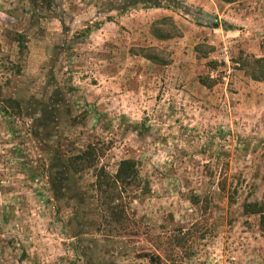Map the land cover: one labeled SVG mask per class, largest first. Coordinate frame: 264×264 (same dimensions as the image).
Here are the masks:
<instances>
[{
    "label": "rangeland",
    "instance_id": "374dc122",
    "mask_svg": "<svg viewBox=\"0 0 264 264\" xmlns=\"http://www.w3.org/2000/svg\"><path fill=\"white\" fill-rule=\"evenodd\" d=\"M179 1L188 13L0 0V264H264V232L242 211L264 204V81L252 79L264 0ZM163 17L172 35L157 40ZM79 155L90 165H70ZM125 159L136 180L94 186ZM117 192L122 225L104 204Z\"/></svg>",
    "mask_w": 264,
    "mask_h": 264
},
{
    "label": "trees",
    "instance_id": "16d2710c",
    "mask_svg": "<svg viewBox=\"0 0 264 264\" xmlns=\"http://www.w3.org/2000/svg\"><path fill=\"white\" fill-rule=\"evenodd\" d=\"M126 0H123V2ZM224 3H233L236 0H220ZM138 6L145 7V8H164V9H169L173 11H179V12H184L188 13V9L183 6V4L179 0H130L128 4L124 2V7L120 8V12H124L127 9L130 8H136ZM166 26L164 28H161L159 26ZM158 26V27H157ZM174 27L172 19L169 17H163L155 22L152 23V35L155 39L157 40H166L171 37L172 34H169V27ZM212 26L215 27H221L218 23L213 21ZM142 52L140 55L147 60L153 62V63H158L161 65H166L168 64L169 60H161L158 58L156 54V49L155 48H148L144 50H141ZM135 55V54H134ZM253 57V64L257 67V70H255V74H252V79L257 80V81H264V58L263 57ZM259 73V74H257ZM199 82L206 86V87H211L213 84V81L209 76H200ZM16 109L19 110L16 112L17 114L20 112L19 109V103H15ZM2 109V108H1ZM1 111V110H0ZM87 163L85 162V156L79 155V156H74L70 159V165H81L84 166V164ZM90 165V162L88 161L87 163ZM86 165V164H85ZM87 166V165H86ZM105 176L106 181H104L103 177ZM138 177V172L136 169V162L130 159H125L121 160L118 164L117 170L115 174L109 178L107 174L103 172V170H100L97 176L96 186L98 189H101V187L105 186L108 190H100V191H112L114 188L116 189L117 187L119 189H125L133 180H136ZM108 182H110L108 184ZM106 183V184H104ZM114 187V188H113ZM113 193V192H112ZM105 194L106 202H104L106 209L108 211L109 217L114 220L119 225H122L125 220H127L125 216V210H124V205H111L115 199L120 198L119 193L117 192L116 194ZM121 199V198H120ZM264 204L261 202L255 200V201H250V202H245L242 206V211L245 215H255L257 217V227L259 231L264 232Z\"/></svg>",
    "mask_w": 264,
    "mask_h": 264
},
{
    "label": "crops",
    "instance_id": "0c3cea01",
    "mask_svg": "<svg viewBox=\"0 0 264 264\" xmlns=\"http://www.w3.org/2000/svg\"><path fill=\"white\" fill-rule=\"evenodd\" d=\"M227 16H228V14L226 15V17ZM260 21L261 20H253L250 18L249 20H247V23H248V25H251V22H252L253 23L252 25H254V27L255 26L258 27L260 24ZM215 28H216V31H219L220 34H226V35H230V36L237 35L239 40H242L244 42L247 41L248 43L251 42V39L253 37H255L254 35H256V34L252 33L251 29H245V30L241 31V30H236V29H233V30L227 29L226 27H224L225 29H223L221 27H218V29H217V27H215Z\"/></svg>",
    "mask_w": 264,
    "mask_h": 264
},
{
    "label": "built area",
    "instance_id": "2783aa9c",
    "mask_svg": "<svg viewBox=\"0 0 264 264\" xmlns=\"http://www.w3.org/2000/svg\"><path fill=\"white\" fill-rule=\"evenodd\" d=\"M229 49H230V44L227 42L224 43L220 49L219 55L217 57V61H219L220 63L228 64L229 63V58H228Z\"/></svg>",
    "mask_w": 264,
    "mask_h": 264
}]
</instances>
